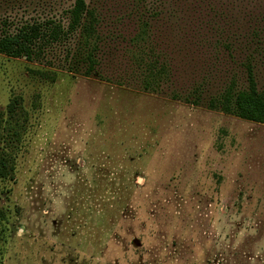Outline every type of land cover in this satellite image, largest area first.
I'll return each instance as SVG.
<instances>
[{
  "label": "rangeland",
  "instance_id": "374dc122",
  "mask_svg": "<svg viewBox=\"0 0 264 264\" xmlns=\"http://www.w3.org/2000/svg\"><path fill=\"white\" fill-rule=\"evenodd\" d=\"M74 1L0 0V37L46 34L0 55V264H264V124L217 106L248 62L264 93V0H85L120 33L105 80L74 56ZM145 55L168 65L153 93Z\"/></svg>",
  "mask_w": 264,
  "mask_h": 264
},
{
  "label": "trees",
  "instance_id": "16d2710c",
  "mask_svg": "<svg viewBox=\"0 0 264 264\" xmlns=\"http://www.w3.org/2000/svg\"><path fill=\"white\" fill-rule=\"evenodd\" d=\"M122 19L121 16L115 18V20L119 22ZM69 20L70 22L65 33H75L77 35L74 56L79 64L85 66L86 69L84 75L86 77L98 76L101 79L103 78L102 80H105V77L100 76L101 66L106 51L105 49L108 47L109 43H116L120 33L111 29L109 30L108 36L103 35V29H107V27L104 28L103 26L106 16L97 8H89L85 0L74 1V5L69 11ZM61 30L60 27L54 28L49 34V37L53 41H56L60 37V34L63 33ZM139 30L140 31L137 35L131 39V43H133L132 46H136V44L140 42L150 41V35L149 33L147 34L149 31L148 26H146L145 23H142ZM43 34L46 35L43 33L42 26L29 24L21 26L14 33H6L0 37V55L9 59L24 58L26 61L32 62L36 55V42L40 40ZM142 44L144 45V43ZM225 47L229 49L228 46ZM148 49H150V47H148ZM156 56L155 59L147 56L145 58L134 56L133 59L134 66H140L142 64L143 66H146L148 70L143 80V91L146 93H153L155 86L162 82L167 69L165 66H168L164 62H159L162 56ZM245 72L247 82L246 88L234 91L229 87L227 91L220 95V99L217 101V106L228 115L233 114L245 121L264 124V93L257 89L253 65L250 62L245 65ZM117 85L122 86L121 83H117ZM15 106L16 99L9 104L8 112L12 115L14 114ZM14 121V124L18 125L15 116ZM13 173L14 164L10 160H0V180H4L8 176L13 177ZM111 189H109V193L106 196H108L110 202L112 201L113 206L116 207L117 204V206H120L119 208H121V205L124 203V198L122 202L120 199L121 195L116 196L115 191H112L113 189ZM103 193L104 190L102 189V194ZM123 197L127 199V195H124ZM6 230L7 227H2L1 232H5Z\"/></svg>",
  "mask_w": 264,
  "mask_h": 264
}]
</instances>
